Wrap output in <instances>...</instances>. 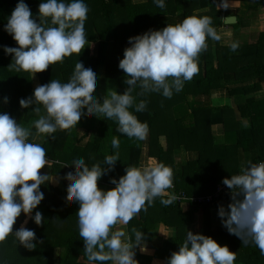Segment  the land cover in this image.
Returning a JSON list of instances; mask_svg holds the SVG:
<instances>
[{
  "label": "trees",
  "instance_id": "16d2710c",
  "mask_svg": "<svg viewBox=\"0 0 264 264\" xmlns=\"http://www.w3.org/2000/svg\"><path fill=\"white\" fill-rule=\"evenodd\" d=\"M40 2L25 0L37 22ZM85 2L89 7L85 34L90 44L80 54L74 53L63 62L35 73L36 82L30 72L16 71L11 65L12 54L6 55L0 47V112L9 113L25 127L32 126L38 119V114L32 110L35 105L22 108L20 99L31 96L38 85L51 79L67 82L78 61L86 67L94 65L97 70L102 69L95 90L102 102L112 89L122 93L127 87L125 73L118 65L124 49L129 46L130 36L149 29H162L190 15L210 16L217 32L223 25L240 30L252 19H263L264 9V0H229L238 13L234 23L226 24L227 10L218 7L221 0H165L164 8H159L154 0ZM17 3L18 0H0V46H18L4 29ZM232 44L209 39L207 49L198 57L199 73L185 81L183 89L174 91L171 98L159 92L137 96V102L141 99L147 102L144 111L135 113L149 126L145 151V140L128 137L118 131L115 120L106 119L102 114L99 117L86 109L76 126L58 129L52 134L54 138L44 136L33 140L46 149L50 163V168L45 165L39 171L49 173L54 182L40 186L44 199L32 212L33 216L37 210L42 213L41 225L22 212L13 231L21 226L33 229L37 247L29 250L10 234L0 242V264H95L88 260L84 241L79 236L76 214L79 203L68 196L65 177L69 167H76L73 161L77 155L91 166L102 163L106 155L117 151L120 159L98 180L99 187L105 190L115 187L112 177L118 180L128 166H140L141 158L146 157L147 163L170 166L174 172V187L168 191L177 197L187 196L167 206L161 203V197H156L146 211L141 210L125 226L129 234L133 228L145 234L146 250L136 248L139 264H153L154 260H163L166 264L167 258L183 243L187 231H192L190 225L196 217L199 233L211 236L236 252L235 264H264V254L258 246L251 241L243 242L218 222L222 221L219 206L227 208L231 202V190L223 179L239 174L249 161H264V96H256L261 90L264 93V30L257 32L253 42L236 43L235 51ZM139 91L137 86L133 95ZM215 96H226L229 101L215 104ZM32 131L35 132L34 126ZM114 137L120 140L118 149L112 146ZM183 152L192 157L187 155L185 162L178 160ZM193 195H210L211 199L199 203L188 201ZM163 228L169 229L170 234L164 235Z\"/></svg>",
  "mask_w": 264,
  "mask_h": 264
},
{
  "label": "clouds",
  "instance_id": "9594fccd",
  "mask_svg": "<svg viewBox=\"0 0 264 264\" xmlns=\"http://www.w3.org/2000/svg\"><path fill=\"white\" fill-rule=\"evenodd\" d=\"M154 3L159 8L165 7V0ZM220 6L227 9L232 5L229 0H221ZM88 12L85 0H41L37 22L25 0H18L4 25L18 46L0 47L6 55L12 54L11 65L16 71L34 76L49 65L63 62L67 56L80 54L90 44L85 34ZM209 39L221 37L208 15H190L162 29L130 36L118 65L125 73L127 87L122 93L112 89L102 102L95 91L99 81L97 68L78 61L67 82L51 79L38 85L31 96L20 99L22 108L35 105L32 110L38 119L32 122L34 133L32 126L25 127L9 113L0 112V242L11 234L25 248L37 247L33 229L21 226L13 231L22 212L41 225L42 213L37 210L33 216L32 212L44 199L40 186L53 180L49 173L39 171L45 165L50 168V163L46 149L33 140L44 136L54 138L52 134L58 129L76 126L85 109L115 120L118 131L128 137L147 140L149 126L135 114L144 111L147 102L143 99L137 102V96L159 92L171 98L174 91H181L185 81L199 73L198 57L207 49ZM237 47L236 43L231 45L233 51ZM137 86L140 91L133 95ZM4 99L7 102V97ZM119 145V138L114 137L113 148L118 149ZM119 159L117 151L106 155L102 163L89 166L84 157L77 155L73 161L76 167H69L66 174L68 196L79 203L76 213L79 236L84 241L88 260L95 264H139L136 248L146 250L145 234L133 228V239L123 226L141 210L146 211L156 197H161L165 206L178 199L168 191L174 187V172L164 163L128 166L118 180L112 177L115 187L107 190L99 187L98 180ZM222 182L231 190L227 208L223 205L218 208L222 224L243 242H253L264 254V161H249L239 174ZM235 261L236 252L227 245L189 230L166 264H235Z\"/></svg>",
  "mask_w": 264,
  "mask_h": 264
},
{
  "label": "rangeland",
  "instance_id": "374dc122",
  "mask_svg": "<svg viewBox=\"0 0 264 264\" xmlns=\"http://www.w3.org/2000/svg\"><path fill=\"white\" fill-rule=\"evenodd\" d=\"M262 18H263V16H262ZM261 21H264V19H262ZM261 23H263V25H264V22H261ZM259 27H261V25ZM262 29H264V26L262 27ZM256 32L257 31H255V32L249 31V29L247 27L246 28H241L240 30H235L233 28V30H232V27H228L226 25H223L222 29L221 28L218 29V33H219V35L221 37L220 40L222 41V44L223 43L224 44H232V42L241 44L242 42H245V41L246 42H250V41L253 42L255 37H256V34H257ZM241 34H244V35L242 37H240V39L237 38V40H235L236 36L237 35L241 36ZM252 34H254V37L252 36ZM245 35L247 36L246 39L244 38ZM98 73L99 74L103 73L102 69H98ZM32 77L34 78V81L36 82L37 81V75L34 74V76H32ZM261 91L256 94L257 97L264 96L263 91L262 92ZM225 97L226 96H224L223 98L222 97H217V96L213 97L214 103L215 104H225V103H227L229 101V99L226 100ZM146 148H147V140H145L144 151L146 150ZM187 155H188L187 153L183 152V154L181 153V155L179 157H177V158H178V160H182L183 162H185ZM41 172H44V171L42 170ZM52 182H54V179L52 180ZM56 183L58 184V182H56ZM196 218H198V217H196ZM197 221L198 220L195 219L193 221V223L190 225V229L193 232H199V224L197 223ZM218 222H222V221H218ZM118 227H120V226H118ZM163 262H164L163 260H160L159 262L157 260H154L153 264H164Z\"/></svg>",
  "mask_w": 264,
  "mask_h": 264
},
{
  "label": "crops",
  "instance_id": "0c3cea01",
  "mask_svg": "<svg viewBox=\"0 0 264 264\" xmlns=\"http://www.w3.org/2000/svg\"><path fill=\"white\" fill-rule=\"evenodd\" d=\"M227 10V15L226 16H229V15H236L237 13H238V9L236 8V7H229V8H227L226 9ZM262 14H263V19H264V9H263V12H262ZM262 19L260 18H257V19H252V20H250L249 21V23H248V25L246 26L248 29H249V31H251V32H255V31H262V30H264V29H262V27L264 26L263 25V23H261V22H264V21H261ZM261 25V27H259ZM246 27H242V28H246ZM221 29H222V27H221ZM231 29V28H230ZM232 30H233V28H232ZM256 32V33H257ZM244 34H241V36L240 35H237L236 36V38H235V40H237V38H239L240 39V37H242ZM252 36L254 37V34H252ZM251 36V37H252ZM246 35H245V39H246ZM251 42V41H250ZM232 43H235V42H232ZM189 157H192V155L191 154H189L188 155ZM141 164H147V158L146 157H143V158H141ZM44 171V170H43ZM41 173H44V172H41ZM45 173H47V172H45ZM59 179V178H58ZM60 180V179H59ZM197 220H198V218H196ZM197 223L199 224V220L197 221ZM118 227V226H117ZM123 227H125V226H123ZM162 232H163V234L164 235H169L170 234V230L169 229H167V228H163L162 229Z\"/></svg>",
  "mask_w": 264,
  "mask_h": 264
},
{
  "label": "built area",
  "instance_id": "2783aa9c",
  "mask_svg": "<svg viewBox=\"0 0 264 264\" xmlns=\"http://www.w3.org/2000/svg\"><path fill=\"white\" fill-rule=\"evenodd\" d=\"M256 163H259V162H256ZM65 182H66V185L65 186H68L69 179H68L67 175L65 177ZM178 199L179 200L187 199V196L186 195H181L180 197H178ZM209 199H211V196L210 195H208L206 197H204V196H194L193 195V196H191V197L188 198V201H192L194 203L195 202L196 203H199V202H202L204 200H209Z\"/></svg>",
  "mask_w": 264,
  "mask_h": 264
},
{
  "label": "water",
  "instance_id": "95a60500",
  "mask_svg": "<svg viewBox=\"0 0 264 264\" xmlns=\"http://www.w3.org/2000/svg\"><path fill=\"white\" fill-rule=\"evenodd\" d=\"M235 21H236V16L235 15L226 16V18L224 19V22L226 24H231V23H234Z\"/></svg>",
  "mask_w": 264,
  "mask_h": 264
}]
</instances>
